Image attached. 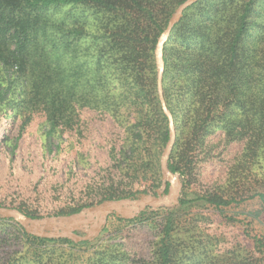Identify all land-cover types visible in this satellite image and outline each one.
Instances as JSON below:
<instances>
[{
	"label": "trees",
	"instance_id": "1",
	"mask_svg": "<svg viewBox=\"0 0 264 264\" xmlns=\"http://www.w3.org/2000/svg\"><path fill=\"white\" fill-rule=\"evenodd\" d=\"M185 1L0 0V113L11 120L10 134L18 128V138L25 139L36 130L49 149H59L58 140L66 134L76 140L77 125L86 113L95 119L96 133H102L97 140H106V122L124 105L136 115L129 132L135 131L137 137L132 139L130 133L129 140H142L135 149L132 146L134 154L141 153L142 163H152L160 176L159 155L151 149L157 142L151 145L149 140H159L156 147L160 154L169 140V125L159 98L154 50L170 20L166 15L171 6L176 8ZM190 10L195 12L189 14ZM100 15L115 18V26L108 29ZM96 24L100 27L92 32ZM250 30L252 46L245 48L243 42ZM168 40L164 53L171 56L164 54L162 87L170 111L179 89L188 113L202 103L207 117L227 119L230 122L223 130L234 132L235 122L227 108L249 96V105L240 106L251 113L246 118L252 128V190L249 198L211 194L196 200L180 199L173 210L166 211L157 264L176 263L179 248L173 235L179 210L205 202L222 216L226 209L241 210L249 201L252 211L237 215L243 213L252 229V264H264V0H199L184 12ZM175 69L178 74H171ZM10 140L5 134L3 142ZM74 151L72 147L69 150L68 166L75 168ZM168 167L172 173L178 172L175 165ZM148 214L144 211L138 219ZM17 226L35 256H42V251L58 242ZM105 232L107 227L98 236ZM75 234L85 237L80 231ZM210 235L206 244L194 251L195 263L242 264L236 257H243L240 242L226 251L225 240ZM95 239L64 241L81 250Z\"/></svg>",
	"mask_w": 264,
	"mask_h": 264
},
{
	"label": "rangeland",
	"instance_id": "2",
	"mask_svg": "<svg viewBox=\"0 0 264 264\" xmlns=\"http://www.w3.org/2000/svg\"><path fill=\"white\" fill-rule=\"evenodd\" d=\"M176 8L171 6L169 15H166L170 16L169 19ZM194 12L188 11L189 14ZM100 17L105 19L108 29L115 26L116 21L112 16ZM98 27L96 24L90 30L93 32ZM161 35L154 50L157 83L156 49ZM251 46L252 30L243 42V47ZM164 54L171 56L168 51ZM168 72V78L172 77L169 69ZM172 73L177 75L178 71L175 69ZM182 93V90H175L173 111L168 109L175 129V142L168 165L178 168L174 175L179 188L166 206L144 209L134 217H120L125 221H116L114 216L117 215H110L105 224L107 232L94 237L97 239L81 250L72 249L64 241L76 240L62 230L32 228L30 232L52 234L58 241L42 251V256H35L34 249L29 250L17 222L0 220V264H157V247L167 223L166 211L173 210L180 199L196 200L211 194L249 198L252 190V128L246 115L251 116V113L241 108L244 103L249 105V96L227 108V114L235 122L234 133L223 130L225 124L230 122L227 119L207 117L202 103L188 113L189 106H185L180 98ZM187 99L189 105L191 100ZM84 114L77 125L76 140H71L66 134L63 140H58L59 149H49L36 130L27 134L25 139L18 138V128L10 134L11 120L5 118V113H0L1 206L21 209L31 218L43 219L71 216L108 200L167 197L170 186L168 177L163 171L159 176L152 163L143 164L142 154H134L132 149V146L135 149L142 144V140H129L128 137L130 133L132 139L137 137L135 131L129 132L130 128L133 129L135 112L124 105L118 106L115 118L109 117L106 122L103 133L106 140H97L102 133H96L98 126L92 115ZM168 125L170 137L169 119ZM5 134L11 136L9 142H3ZM149 142L151 145L157 142L156 146H159V140ZM166 145L160 154L157 153L159 147H151L159 155L160 164ZM71 147L76 155L75 168L68 166L71 163ZM252 208V201H249L242 205L241 210L226 209L221 216L205 202H198L190 208L179 210L173 235L175 246L179 248L175 264H203L195 263L194 251L206 244L204 241L209 239L210 234L225 240L228 246L226 251L233 250L235 247L232 244L240 242L239 248H243L240 255L243 257H236L242 264H252V229L243 213L237 215L241 211L250 212ZM77 210L80 211L74 213ZM144 211L150 214L138 219ZM80 232L87 237L91 228L85 226ZM220 250L223 252L224 247Z\"/></svg>",
	"mask_w": 264,
	"mask_h": 264
},
{
	"label": "water",
	"instance_id": "3",
	"mask_svg": "<svg viewBox=\"0 0 264 264\" xmlns=\"http://www.w3.org/2000/svg\"><path fill=\"white\" fill-rule=\"evenodd\" d=\"M199 0H186L179 5L173 15L171 16L166 29L161 35L157 49H156V61L158 66V92L159 98L162 104L165 115L169 119L170 123V137L161 160V168L163 173L168 177L170 186L167 197L164 199L145 197L140 200L118 199L104 201L96 206L84 208L81 212L73 214L71 216L59 217V218H43L34 219L18 209L0 206V217L5 219H12L20 224L26 232L35 235L37 237L54 238L52 234L43 235L40 232L32 233L30 229H41L44 227L56 228L62 230L68 235L75 238V240H92L99 235L106 224L107 218L115 214L118 217H134L144 209L147 208H160L166 206L178 192L179 184L174 173H172L168 167V160L171 155L174 142H175V129L171 114L166 107L162 78L164 72V47L168 41L171 32L175 25L182 19L184 12L193 4ZM85 226L91 228V232L87 237H79L75 234L76 231H81Z\"/></svg>",
	"mask_w": 264,
	"mask_h": 264
}]
</instances>
